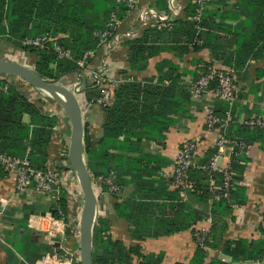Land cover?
<instances>
[{
	"label": "crops",
	"instance_id": "1",
	"mask_svg": "<svg viewBox=\"0 0 264 264\" xmlns=\"http://www.w3.org/2000/svg\"><path fill=\"white\" fill-rule=\"evenodd\" d=\"M170 2L171 0H139L136 9L124 15L122 19V31H132V35L113 45L99 47L97 57L91 61L88 68L98 70L106 81L108 79L116 81L118 84L115 90L127 82L136 80L147 83L151 77H154L153 84L169 87L172 81L167 77L161 78L169 70L165 63L169 61L179 68L178 72L181 75L177 83L178 94L195 82L205 64L218 68H233L241 91L232 112L231 121L234 128L232 127L229 132L233 134L238 132L237 129L242 126L246 117L261 112L264 103V56L252 55L246 63L239 65L240 57L238 54H233L234 44L230 47L226 44V40L230 37L227 33L218 32L219 39L216 42H209L208 48L197 51L189 45V51L184 53L179 48L180 45H185L182 33L154 31L148 37L149 43L173 48L151 56L144 69H131L128 62L129 42L140 38L145 31L140 23L144 11L152 9L159 13L168 12L171 10ZM191 2V0H176L178 6L176 19L191 18L187 12ZM235 2L236 0L230 1L226 7L228 12L233 11L232 4ZM151 27L159 29L156 25ZM211 46L218 48V56ZM2 54L12 58V61L21 59V49L8 40L6 33H0V55ZM160 64L165 65L161 71L158 69ZM81 76L84 79L88 78V82L83 84L80 90L83 95L80 98L82 114H84L82 123L83 128L88 126L93 144L99 145L106 124H114L121 130L127 131L117 135V140L108 141L104 147L111 154L122 156L117 162L116 172L114 171L120 191L117 193L110 191L101 183L94 187L98 198L94 225L99 228L101 226L99 220L104 219L109 227L104 231L105 235L121 242L126 248H139L141 255L161 258L160 264H192L198 251L195 232L204 227L212 231L211 245L206 246L208 248L205 264L213 259L235 264H264V259L233 262L232 257L223 252V245L227 241L246 240L256 246L264 241L262 228L264 136L262 140L250 146L248 161L243 168V179L239 183L243 191V198H239L242 203H238L237 207L231 205L229 208L220 204L213 210L216 198L202 196L201 191L195 186L192 189L182 190L170 182L174 159L184 140L200 139L202 153L196 157L198 165L207 161V157H211L212 135L205 128L204 101L191 98L192 104L189 110H186L183 101L179 102L176 108L171 105L158 108L156 105L144 104L148 107L145 112L146 107L139 108L141 115L138 110L129 112L123 110L114 117H109L99 98L88 100L85 95L87 89L94 87L91 85L90 72H84ZM155 99L152 97L150 100ZM55 100L59 106L64 107L62 100L57 97ZM45 111L60 118L55 130L60 128L59 130L66 135L65 144L69 148L72 126L66 122L67 117L52 110ZM66 114L68 116V112ZM142 114H145V117L142 118ZM141 119L146 120V128L142 131L145 138L138 140L135 136L141 133L139 129ZM123 139L129 140L127 144L130 145V149L119 150L110 147L117 146ZM126 157H134L136 161L129 163L125 160ZM84 161L90 171L85 152ZM115 162L116 158L111 159L109 164L115 165ZM230 163L231 155L227 153L217 160L221 170L226 169ZM94 164L96 165L95 162ZM96 168H100L99 164ZM75 177L83 189L78 173L77 175L75 173ZM199 178L198 173L192 174L193 185L199 183ZM214 186L218 187L219 184ZM238 190L240 191V188ZM62 191L68 192L63 180L53 186L51 193H42L33 185L23 191L17 190L11 177L0 172V207H4L0 219V264H20V260L25 257L17 248L20 242L23 245L24 239L27 238L24 228L30 230V243L35 247L42 245L50 247L40 252L41 256L36 264H77L78 261L81 263L80 253L79 256L78 254L73 256L77 253L73 240L74 233L67 236V224L63 219L54 216L55 205ZM68 194L71 195L70 192ZM71 219L69 215V225L73 231V219ZM131 257L132 262H141L138 254L132 253Z\"/></svg>",
	"mask_w": 264,
	"mask_h": 264
},
{
	"label": "trees",
	"instance_id": "2",
	"mask_svg": "<svg viewBox=\"0 0 264 264\" xmlns=\"http://www.w3.org/2000/svg\"><path fill=\"white\" fill-rule=\"evenodd\" d=\"M230 1L214 0L204 7L199 26L192 18L186 20L177 18L173 21L171 29L145 28L140 38L129 42L128 62L131 69L142 70L146 67L147 60L151 56L173 48L149 43L148 37L154 31L182 33L185 45H180L179 48L184 53L189 51V45H192L193 49L197 51L210 47L209 42H216L219 39L218 32L222 31L230 36L226 40V44L228 47L234 44L233 54H238L240 57L239 65L242 66L246 63L252 55L255 57L264 56V0H236L232 4L233 11L231 13L226 9ZM196 7L197 5L191 2L187 10L189 16L195 14ZM213 7L215 9H211ZM115 11L123 18L126 15L124 3L117 0H0V33H6L10 42L21 51L34 57V69L41 77L59 81L66 74H77L80 70L77 60L81 59L87 51L98 49L99 39L94 35V31L105 29ZM40 35L52 36L73 55V58L58 57L53 42H47L42 46L23 43L27 38ZM212 48L215 50L214 53L216 52L215 55L218 56V48L216 46ZM165 63L169 70L161 78L167 77L172 81V85L163 87L153 84L154 77L148 79L147 83L136 80L121 85L113 92L112 103L105 107L109 117H114L116 113L123 110L124 112L138 110L140 113V107H146L145 112L148 106L154 105L158 108L168 105L176 108L181 101L184 102L186 110H189L192 104L189 86L187 89L184 87L185 89H182L178 94L177 83L181 77L178 72L179 68L169 61ZM164 66V64H160L158 69L161 71ZM209 67L210 64H205L202 73L206 72ZM200 75H197L195 82ZM100 94L101 89L98 86L90 87L85 91L88 100L99 98ZM77 96L79 99L82 98V92L77 93ZM152 97L156 99L150 100ZM227 108L228 105L223 101L215 103V109L221 116H225ZM142 115V118L145 117V114ZM59 121L60 118L57 115L42 109L25 91L18 88L14 81L0 77V155L28 157L34 167L45 168L52 158L55 128ZM145 121L141 119L142 123L139 125L141 133L135 136L138 140L145 138V135L142 134L143 129L146 128ZM87 127L86 125L83 128V146L92 178L95 179L99 175L106 177L112 174L116 183L117 162L122 156L111 154L104 147L108 141L117 140V135L122 132L127 133V131L121 130L114 124H106L104 125V136L97 146V144H93V138ZM232 127L234 128V125L231 121L227 135L238 138L247 146L262 140L264 136V128L261 127L252 128L243 123L237 129L238 132L234 134L229 132ZM124 140L119 141L117 146L111 145L110 147L119 150L130 149V145L127 144L129 140ZM215 153L216 148H212L211 157H207L209 160L203 161L199 167H193L189 171V179L192 182L190 188L195 186L197 190L201 191L202 196L216 198L213 210L220 204L229 208V206L242 201L239 199L243 198V191L239 183L243 179V168L248 161V157L238 154V151L231 155V163L227 171L232 174V181L229 188L226 189L223 170L211 172L205 168ZM115 158V165H110V160ZM99 160L102 162L100 163ZM125 160L129 163L136 161L134 157H126ZM98 164L99 169L96 168ZM0 172H3L1 168ZM194 172L200 176L199 183H194L195 185L192 181ZM100 183L104 186L102 182ZM214 184H219V186L213 188ZM117 185L120 191V185ZM68 202V194L66 191H62L55 205L54 216L64 220L67 224L66 235L70 236L73 231L69 225L71 209ZM99 223L101 226L98 228L97 225H94L92 231L93 264H160L161 258L155 259L153 256L141 255L139 248H126L121 242L112 240L104 233L109 229L107 221L100 219ZM29 231L24 228L27 238L24 239L23 245L20 242L17 248L24 256L39 255L40 257L39 253L50 249V247L47 245L35 247L30 243ZM200 233V230L195 232L198 251L192 264H205L208 248L206 246L211 245L212 231L207 235ZM223 252L231 256L233 262L251 259L262 260L264 259V241L257 246L246 240L227 241L223 245ZM132 253L138 254L141 262H132ZM77 264L81 263L78 261ZM208 264L228 263L220 259H213Z\"/></svg>",
	"mask_w": 264,
	"mask_h": 264
},
{
	"label": "built area",
	"instance_id": "3",
	"mask_svg": "<svg viewBox=\"0 0 264 264\" xmlns=\"http://www.w3.org/2000/svg\"><path fill=\"white\" fill-rule=\"evenodd\" d=\"M117 1L124 3L126 14L136 9L139 3V0ZM212 1L214 0H192V3L196 4L197 7L195 14L191 16V18L196 21L197 26H199L201 21L204 7ZM170 3L171 10L168 12L159 13L152 9L145 10L140 20L141 27L145 29L156 25L159 29H171L173 21L178 16V6L176 0H171ZM122 19L119 13L115 11L112 13L105 29L94 31V35L99 39L98 49L107 44L113 45L132 35V31H122ZM47 42H53L58 57L73 58V55L69 51H66L56 39L49 35L27 38L23 43L25 45L42 46ZM98 49L87 51L81 59L77 60V64L80 68L79 72H77V78L82 82L83 77L81 75L84 72H90V76L92 77L91 85L98 86L101 89L99 102L103 103L104 106H108L112 103L113 92L118 83L112 79L106 81V79L99 74L98 70L88 69L91 61L97 57ZM79 90L80 89L77 88L75 91L78 92ZM189 90L193 100L204 101L203 112L205 117V128L206 131L212 135V148H216L215 155L205 168L211 172L218 171L219 166L217 165V160L225 153L232 155L234 152L238 151V154H243L248 157L250 154V146L245 145V143L238 138L227 135V129L232 120L233 108L235 103L239 100L241 91L237 83L235 69L230 67L218 68L210 66L206 72L201 73L196 82H193L189 86ZM217 101H223L228 105L225 116H221L217 113L215 109V103ZM83 115L84 114H82V116ZM243 123L252 128H264V103L259 114H252L246 117ZM201 153L202 145L200 139H186L182 142L175 156L171 175L173 184L176 187L185 190L192 186V182L189 179V171L193 167L200 166L196 161V157ZM55 158L59 157L54 156L52 160L50 159L48 161L45 168L38 169L33 166L28 157L3 154L0 155V168L11 177L17 190H26L34 184L38 191L42 193H51L53 191V186L63 180L66 190L71 193V189L67 186L66 182L67 172L61 170L60 166H62V163L60 159L55 160ZM229 166L226 169H222L225 176L224 187L226 189L229 188L232 181V174L227 171ZM92 179L94 187H97L98 184L102 182L110 191L119 192V186L114 182L112 174L106 177L99 175L95 179ZM213 188L217 187L213 185ZM68 192L66 191L67 194ZM233 206L237 207L238 204H234ZM3 211L4 207L2 206L0 207V219L3 216ZM262 226L264 238V217L262 219ZM200 232L202 235H207L210 230L204 227ZM75 255L77 256V254H73V256Z\"/></svg>",
	"mask_w": 264,
	"mask_h": 264
},
{
	"label": "water",
	"instance_id": "4",
	"mask_svg": "<svg viewBox=\"0 0 264 264\" xmlns=\"http://www.w3.org/2000/svg\"><path fill=\"white\" fill-rule=\"evenodd\" d=\"M0 70L8 73L12 72L28 84L40 89L58 90L66 95L71 101V114L68 113L71 122L70 147L71 156L74 157L77 169L82 173V187L85 196V202L82 208L80 218V237H79V253L81 264H93L92 257V231L96 217V196L93 184V179L90 171L84 161V146H83V123H82V109L81 102L76 92L72 91L66 85H62L58 80L46 79L41 77L35 69L29 70L21 67L19 64L0 59ZM66 106V103H63ZM71 160V157H70ZM72 163V161H71ZM73 164V163H72ZM75 167V166H74ZM75 167V168H76ZM40 254V253H39ZM41 255V254H40ZM39 255L25 256L20 260V264H36ZM235 264V263H228Z\"/></svg>",
	"mask_w": 264,
	"mask_h": 264
},
{
	"label": "rangeland",
	"instance_id": "5",
	"mask_svg": "<svg viewBox=\"0 0 264 264\" xmlns=\"http://www.w3.org/2000/svg\"><path fill=\"white\" fill-rule=\"evenodd\" d=\"M9 58V59H8ZM0 59L9 60L12 61V58L8 57L5 54L0 55ZM13 62L19 64L23 68H27L29 70L34 69V57L30 54H27L25 51H21V59L20 60H13ZM89 69V68H88ZM90 71V70H89ZM0 77L4 78L9 81H14L18 88L25 91L30 98L35 101L42 109L44 110H52L54 113H59L61 115H64V117H67L66 122H69V125H71L70 119H68V116L66 114L65 107L59 106L55 100V97L50 94L46 89H38L30 84H28L24 79H22L20 76L12 73V72H0ZM62 85L69 86L74 92L77 88L80 90L82 89L83 84L88 82V78L83 79L82 82L77 79V76L75 74H68L66 76H63L62 79L58 81ZM80 82V83H78ZM78 84V85H77ZM80 90L76 93H80ZM61 103V102H60ZM103 108V103H100ZM60 129V128H59ZM59 129L56 130V133L54 134V145L52 147V158L54 156H58L59 158H55V160H59L62 163V166H60L61 170H65L67 173V186L71 189V195L68 194V203L70 204L71 209V218L73 219V240L75 241L76 245V254L79 255V237H80V217L82 214V208L85 202V196L84 191L81 189L80 185L78 184V181L76 180L77 177H75V173L77 175V170L74 167V162L71 158L70 160V151L68 146L65 144L66 141V135L62 133ZM72 161V163H71ZM78 185V187H77ZM78 189V191H77ZM96 196V206H97V194ZM97 213V209H96ZM96 215V214H95ZM71 219V220H72Z\"/></svg>",
	"mask_w": 264,
	"mask_h": 264
},
{
	"label": "bare ground",
	"instance_id": "6",
	"mask_svg": "<svg viewBox=\"0 0 264 264\" xmlns=\"http://www.w3.org/2000/svg\"><path fill=\"white\" fill-rule=\"evenodd\" d=\"M0 72H2V71L0 70ZM47 91L50 92V94H52L54 97H57V98H59L60 100H62L63 103H66L65 109H66V111H67L69 114H71V110H72L71 101L66 97V95H65L64 93H62V92H60V91H58V90H53V89H48ZM60 100H59V101H60ZM60 102H61V101H60ZM61 103H62V102H61ZM70 156H71V153H70ZM71 158H72V160H73V162H74V165H75V167H76V162H75L74 157L71 156ZM76 170H77L78 176H79V178H80V180H81V182H82V173L80 172L79 169H77V167H76Z\"/></svg>",
	"mask_w": 264,
	"mask_h": 264
}]
</instances>
